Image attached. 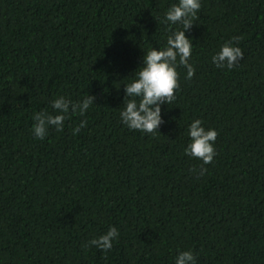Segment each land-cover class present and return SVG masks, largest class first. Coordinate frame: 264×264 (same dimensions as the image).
Masks as SVG:
<instances>
[{"label": "trees", "instance_id": "1", "mask_svg": "<svg viewBox=\"0 0 264 264\" xmlns=\"http://www.w3.org/2000/svg\"><path fill=\"white\" fill-rule=\"evenodd\" d=\"M177 3L0 0V264H175L182 251L196 264H264V0H200L185 33L195 74L177 57L158 131L120 119L144 55L183 30L165 21ZM234 36L243 59L217 68ZM87 95L83 116L35 138L34 113ZM195 119L218 132L207 165L184 151ZM109 227L112 249L82 247Z\"/></svg>", "mask_w": 264, "mask_h": 264}, {"label": "clouds", "instance_id": "2", "mask_svg": "<svg viewBox=\"0 0 264 264\" xmlns=\"http://www.w3.org/2000/svg\"><path fill=\"white\" fill-rule=\"evenodd\" d=\"M201 8L200 0H178L165 14V21L171 24H182L183 30L173 31L167 38V45L163 49L153 48L143 57V66L136 73V78L129 84L124 85L125 98L124 108L120 112V119L130 130H137L145 133L157 132L163 123L161 105L171 104L176 99V90L179 88V76L176 70L177 57L179 65L187 70L186 79H191L195 69L189 63L192 54V41L186 36V32L193 26ZM243 37L234 36L225 42L220 50L212 56L213 64L220 69H232L243 59V51L238 44ZM136 98H139L137 101ZM96 97L87 95L82 101L73 102L63 96L52 101V108L59 114L52 115L46 110L34 113L33 134L35 138L43 140L48 134L49 127L57 131L63 130L66 114L83 116L94 104ZM87 121H82L79 126L73 129V134H78L81 128L85 127ZM203 121L195 119L189 125L188 136L190 143L185 148V154L202 161L203 165L213 162L217 155L214 142L218 137L215 129H205ZM195 171V169H193ZM206 171L201 167V175ZM120 233L116 227H109L108 231L97 238H93L82 245V247L95 246L102 252H107L113 247V241ZM175 264H196V258L192 251L180 252Z\"/></svg>", "mask_w": 264, "mask_h": 264}]
</instances>
